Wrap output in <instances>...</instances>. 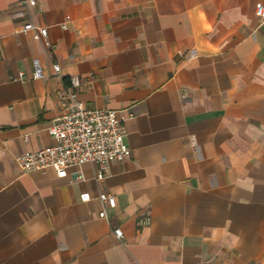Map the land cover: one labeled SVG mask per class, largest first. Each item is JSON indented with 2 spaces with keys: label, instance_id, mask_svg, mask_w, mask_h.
Listing matches in <instances>:
<instances>
[{
  "label": "crops",
  "instance_id": "1",
  "mask_svg": "<svg viewBox=\"0 0 264 264\" xmlns=\"http://www.w3.org/2000/svg\"><path fill=\"white\" fill-rule=\"evenodd\" d=\"M36 1L0 0V264H264V0ZM72 77L124 117L102 180L18 161L55 143Z\"/></svg>",
  "mask_w": 264,
  "mask_h": 264
},
{
  "label": "built area",
  "instance_id": "2",
  "mask_svg": "<svg viewBox=\"0 0 264 264\" xmlns=\"http://www.w3.org/2000/svg\"><path fill=\"white\" fill-rule=\"evenodd\" d=\"M22 4L34 6L36 0H22ZM256 14L264 20V4L256 6ZM66 28V25L63 24ZM22 31L31 32L37 40L43 41L46 46L48 28L38 26L29 20L24 23ZM56 74L60 72V65H52ZM44 67L38 59L34 60L32 71L33 79L45 77ZM23 73H19L22 78ZM82 81L79 77L71 78L70 88L61 97L62 112L56 116L49 126V132L54 137L55 143L49 147L33 152L22 153L18 161L22 171H46L53 169L58 177H66L70 169L76 178H83L82 165L92 163L97 166V179L102 180L110 165L130 158L132 150L125 141L124 117L116 109L88 108L79 97V87ZM100 199L109 206L116 205V197L107 193H100ZM83 199H88L87 196ZM102 218H107V213H99ZM151 217L147 216L139 221L140 225H149ZM115 237L121 239L123 230L120 227L112 229Z\"/></svg>",
  "mask_w": 264,
  "mask_h": 264
}]
</instances>
